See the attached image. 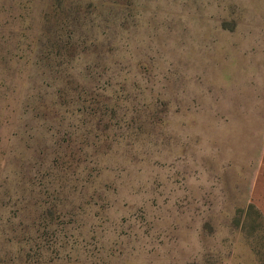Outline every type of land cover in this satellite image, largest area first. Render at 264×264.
Returning <instances> with one entry per match:
<instances>
[{"label":"rangeland","instance_id":"374dc122","mask_svg":"<svg viewBox=\"0 0 264 264\" xmlns=\"http://www.w3.org/2000/svg\"><path fill=\"white\" fill-rule=\"evenodd\" d=\"M0 264H264V0H0Z\"/></svg>","mask_w":264,"mask_h":264}]
</instances>
